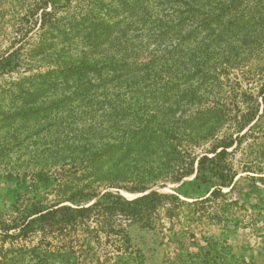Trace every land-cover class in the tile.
<instances>
[{
  "label": "trees",
  "instance_id": "16d2710c",
  "mask_svg": "<svg viewBox=\"0 0 264 264\" xmlns=\"http://www.w3.org/2000/svg\"><path fill=\"white\" fill-rule=\"evenodd\" d=\"M24 2L16 45L0 54V76L23 63L25 70L52 65L0 81V124L16 126V145L26 150L31 176L51 181L46 188L59 189L64 199L17 193L13 214L0 210V240L9 244L0 249V264H138L144 255L139 247L132 250L128 223L153 226L159 207L170 217L180 215L184 204L197 205L200 216L209 199L187 202L177 193L143 187L127 198L110 190L116 187L111 180L102 182L121 167L155 160L177 167L174 183L184 185L192 175L208 182L211 196L232 184L228 150L242 141L244 129L264 126V80L255 95L240 93L245 111L233 119L235 136L218 139L195 160L174 142L205 140L225 121L209 107L187 119L186 111L219 88L217 75H228L264 46V0ZM30 36L33 48L26 52ZM78 174L86 181L82 186L74 183ZM92 184L107 190H63ZM180 230L172 242L196 244L190 229ZM201 238L207 248L168 257L165 264H248L223 261L213 240Z\"/></svg>",
  "mask_w": 264,
  "mask_h": 264
},
{
  "label": "rangeland",
  "instance_id": "374dc122",
  "mask_svg": "<svg viewBox=\"0 0 264 264\" xmlns=\"http://www.w3.org/2000/svg\"><path fill=\"white\" fill-rule=\"evenodd\" d=\"M24 0H0V54L12 49L16 45L13 37L18 19L23 13ZM34 36L23 44L24 51L32 50ZM25 56V55H23ZM52 64L43 62L40 68L35 65L28 67L20 64V68H14L7 75L0 76V81L9 77L29 75L37 71H44ZM219 88L207 91L201 99L200 105H194L186 111L185 119L195 116L197 111L213 110L216 116L225 114V121H220L211 136L197 143H191L186 138L175 141L179 143L180 152L186 150L189 158L194 160L202 153L215 145L218 139L235 136L238 128L235 127L234 117L236 112L243 113L241 92L255 95L264 80V46L256 48L251 55L241 63L233 65L228 75H217ZM264 121V120H263ZM1 123V122H0ZM253 124V131L244 129L245 136L240 143H235L228 151V160L232 163L236 176L229 187L222 189L221 195L211 196V185L206 181L194 178V175L174 183L171 176L176 173L177 167L172 164H160L158 161H140L135 165L121 167L112 175L105 176L102 183L110 181L116 186L110 190L132 198L136 196L133 189L143 187V190H158L166 193H177L180 199L187 202L208 197L203 206L205 212L198 216L200 210L197 205H182L179 207L180 215L174 212L167 216L163 207H159L155 214L153 226H140L139 223L130 222L126 226L131 237L132 250L139 247L144 258H138V264H165L168 257L184 254L186 251H200L207 248L201 236L212 239L223 261L243 262L248 264H264V126ZM16 126L10 122L0 124V210L5 215H12L10 204L17 193L32 197H46L48 202L62 201L57 196L59 189H47L53 187L51 181L41 180L39 174L31 176V168L27 165L26 150L16 145ZM22 140V138L20 139ZM183 149V150H181ZM186 159V157H185ZM197 163H194L196 169ZM39 172V167L34 168ZM208 178L214 179L208 171H204ZM19 174V176H18ZM81 174V173H80ZM74 181L79 186L86 183L80 179ZM37 182L36 188L25 189ZM45 182V183H44ZM189 182H191L189 184ZM106 185L92 184L88 189H63L65 191L83 190L86 193H100ZM132 188V189H131ZM184 213V214H183ZM176 215V216H175ZM171 221L173 225L169 222ZM190 229L195 234L196 244L191 245L185 241L184 245L172 242L173 233L180 234V229ZM40 240L34 237L33 243ZM5 245V246H4ZM220 246L226 250L220 251ZM1 247L8 248L9 244L0 240ZM203 248V249H204ZM215 254V253H214Z\"/></svg>",
  "mask_w": 264,
  "mask_h": 264
}]
</instances>
